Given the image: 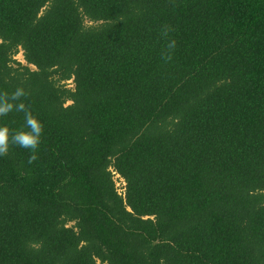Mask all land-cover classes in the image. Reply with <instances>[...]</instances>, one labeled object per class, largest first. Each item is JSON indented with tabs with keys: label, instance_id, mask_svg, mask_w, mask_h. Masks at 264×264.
Instances as JSON below:
<instances>
[{
	"label": "trees",
	"instance_id": "16d2710c",
	"mask_svg": "<svg viewBox=\"0 0 264 264\" xmlns=\"http://www.w3.org/2000/svg\"><path fill=\"white\" fill-rule=\"evenodd\" d=\"M17 87L0 264H264V0H0Z\"/></svg>",
	"mask_w": 264,
	"mask_h": 264
},
{
	"label": "clouds",
	"instance_id": "9594fccd",
	"mask_svg": "<svg viewBox=\"0 0 264 264\" xmlns=\"http://www.w3.org/2000/svg\"><path fill=\"white\" fill-rule=\"evenodd\" d=\"M174 31V27L169 24L163 25L160 29V38L165 42L161 49V59L164 63H170L174 58L177 47V41L171 37ZM28 96L29 93L23 87H17L11 93L0 92V119L13 112L24 114V127L20 130L0 125V157H6L13 146H16L29 150L32 154L28 162L33 163L38 159L37 152L42 143L44 125L23 102Z\"/></svg>",
	"mask_w": 264,
	"mask_h": 264
},
{
	"label": "rangeland",
	"instance_id": "374dc122",
	"mask_svg": "<svg viewBox=\"0 0 264 264\" xmlns=\"http://www.w3.org/2000/svg\"><path fill=\"white\" fill-rule=\"evenodd\" d=\"M16 59H17L18 61L22 62L23 64H26L25 61H24V58H23L22 53H20V54L16 57ZM70 84H72V82H70ZM115 181H116V184H117V187H118L119 191H120L121 193H123V192H124V186H125L123 180H122L119 176L116 175V176H115Z\"/></svg>",
	"mask_w": 264,
	"mask_h": 264
}]
</instances>
